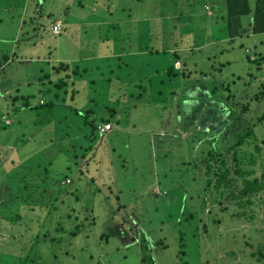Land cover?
I'll return each instance as SVG.
<instances>
[{"label": "rangeland", "instance_id": "1", "mask_svg": "<svg viewBox=\"0 0 264 264\" xmlns=\"http://www.w3.org/2000/svg\"><path fill=\"white\" fill-rule=\"evenodd\" d=\"M205 1L210 16L212 0ZM191 5L186 0H0V255H25L39 234V248L52 260L48 246L58 235L54 214L48 204L27 208L7 184L13 174L16 183L27 168L43 169L51 159L46 175L33 172L26 195L34 200L35 188L50 202L62 191V220L82 224L79 235L61 244L71 254L57 262L140 264L144 242L156 264L255 261L238 243L219 238L221 227L233 222L210 230L223 205L216 208L204 193L198 170L188 183L191 170L185 182L180 174L248 126L264 146V62L249 61L250 54L264 56V34L244 27L242 35L230 38L213 21L205 31L196 30L200 15H195L203 7ZM55 20L62 22L58 34L50 30ZM110 44L113 54L103 56ZM192 61L204 74L184 78V64L192 73L199 70ZM220 62L223 71L217 69ZM172 63L177 74L169 70ZM59 79L68 85L56 87ZM221 79L231 87L235 109L211 96ZM17 94L27 96L30 106L53 100V121L14 102ZM247 102V108L239 105ZM109 107L116 108L115 116ZM107 118L113 129L95 133L88 143L86 168L85 159L72 156L74 150L83 152L91 122ZM70 204L77 218L69 217ZM191 210L195 216L186 220ZM238 235L243 242L244 230Z\"/></svg>", "mask_w": 264, "mask_h": 264}, {"label": "trees", "instance_id": "2", "mask_svg": "<svg viewBox=\"0 0 264 264\" xmlns=\"http://www.w3.org/2000/svg\"><path fill=\"white\" fill-rule=\"evenodd\" d=\"M186 1L190 7L192 6L191 4H195L199 9L200 7H203V11H200L201 13H196L195 15H200V22H198V26L195 28L196 30L198 29L200 31H205L209 21L211 23L213 21L220 22V33L230 38H235L242 35L244 27H248L254 34H264V0H219L220 2L218 3L217 0H212L209 1L211 4L210 7H212L213 9V12L210 16L207 14V11L204 10L205 0H195V2L193 3L188 2V0ZM24 11L25 13H23V16L27 15L28 9ZM246 19H248L247 22ZM152 28L153 27H149L146 30L144 29V34L146 32H150ZM109 47V53H103V56L109 55L110 53L113 54L111 44L109 45ZM128 47L130 46L128 45ZM247 51L248 53H251L250 49H247ZM175 53L176 52H174L175 59L179 58L180 55L176 56ZM255 54H257V52ZM255 54H250L249 61H254L257 62L258 65H261L264 62V56L260 54V56L257 57V55ZM212 56L215 59L216 54H213ZM252 56L255 57L252 58ZM195 64L196 63L193 62L194 68L199 70H196V72L194 71V73L189 71L184 64L181 70V74L184 78L188 77L189 75H197V73L203 76V70L197 68V65ZM63 65H65L66 68H69L68 63ZM220 65H222V67H219L217 65V69L219 71H223L224 63L220 62ZM169 68L170 71L173 70V73L177 74V72L174 70V63H172ZM170 74L171 73H169V75ZM66 76L68 77V74H66ZM224 82L225 81H223L222 79L220 80L219 84L215 82L213 86L215 85L216 87H218V89L213 88V92L210 91V93L212 94V97H216L215 99H217V103H224L227 107L233 109L232 106L236 105L233 102V104L230 102L233 92L230 85H226ZM55 85L56 87L60 88L61 86L68 84L66 80L64 82V80L59 79ZM70 91L72 92L73 89H71ZM55 95L57 96L59 95V93L55 92ZM206 97H208V94ZM70 98L72 99L73 96L71 95ZM14 100V102L22 101L23 105L30 106V101L27 96H20L19 94H17V96L14 97ZM249 104L250 103L247 102L243 105H239L247 108L249 107ZM54 106L55 102L53 100H50L49 102L45 101L44 104L30 106V109L34 108V110H37L38 114L41 115V117L46 116L47 119L53 121L52 119L55 116ZM235 108L236 106L234 107V109ZM109 109H111V117L117 114L115 107H109ZM88 111L92 112L94 111V109H89ZM88 114H86L87 117ZM44 119V123H46V118ZM110 119L111 118L103 119L104 121H101L98 124L106 123ZM109 123L111 122L109 121ZM98 124H96V122H91V125L93 126L92 132L90 134L87 133L84 135L83 144H81L83 147V152H81L80 148H75L76 150H74V153L72 155L75 158L78 157L85 159L86 168L88 165L87 156L89 155V152L87 151L86 154L84 152L88 149V147H91L90 145H88V143L93 142L94 139L92 138L96 135L95 133L99 135H105L110 132L108 131L105 133H101L98 130ZM111 127L112 131V124ZM67 154L70 155V152L67 151ZM51 161L52 160L49 159L47 164L44 165L46 167H44L43 169V165L41 166L40 164L35 165L37 169L33 168L34 170L27 168V173H24L20 178L21 180L16 181V183L11 181V177L15 175L13 174L11 177H8L9 179H7V184L11 189L10 195L15 194L16 197L21 200V202H23L25 205H28L27 208L34 209V207H36L35 204H40L41 207L43 204H48V212L50 214H54V219L56 220V227L54 230L55 232L57 230L58 235L56 237H51L50 244L48 246L52 255V260H45V255L39 248L38 243H40L41 235L38 234L28 253L23 256H15L11 254L8 256L0 255V264H67L65 263L66 261H60L61 263L57 262V259H59L60 256H64L65 253L68 255L71 254L68 252V250H64L65 248H63L61 244L70 243V240L66 241L67 236L79 235L82 225L81 222H77L76 225L70 226L69 223H65L62 220L60 215V206H65L66 201L65 199L61 198L60 195L62 191L60 190L57 191L58 193L50 202L46 201L45 198L43 199L44 196L42 195V193L35 188L32 189L35 190L34 194L36 193V197L34 198V200L26 195L29 188L28 181L30 180L33 172L38 174L37 170L41 169L40 175H44L45 173H47L50 165L52 164ZM188 165L190 166H186V171L184 170L183 174H180L182 180L184 181L185 175L186 177H188V169L191 170V176L187 179V183L189 181L196 180L193 171L198 170L201 176V182L204 187V193L207 195V197L209 195V199L211 200V202H213V205H215L216 208L223 205L221 208L219 207V210L217 208V210L215 211V217L211 219L212 223L210 225L213 226V228H210V230L214 229L215 227H221L224 222L226 224L233 222V224H230L229 227H225L224 230V226L221 227L222 230L220 231V234L222 237L220 236L219 238H222L223 241H229L234 245L238 243V247L241 246V252L250 256V258L252 257L255 259L253 263L264 261V146L263 142L256 138L253 127L248 126L242 132L236 134V136H234L231 140L222 143L221 146L210 147L207 153L203 155L201 162L193 161V163L190 162ZM45 189L47 188L45 187ZM205 199L206 197L204 198V200ZM68 208L72 212L68 213L69 217L75 215V218H77L78 215L76 214L74 206L70 204ZM204 209L205 207L203 206L202 211H204ZM189 212V216L186 217V220H188L189 218H193L196 213L193 210ZM210 214L211 213H208V215ZM4 217H7V215H4ZM204 217L205 215L201 216L200 221H203ZM182 220L183 219L177 222L178 227H180V223ZM206 230L207 232H209V228L207 226ZM243 230L244 240L242 242V240L239 238L238 233L240 232L241 235ZM179 236V238L182 240V245H184V232L182 230L180 231ZM140 252V264H156L155 258L151 254L145 242L141 244ZM182 253L185 254L184 250ZM205 263L206 262H202L200 264ZM253 263L250 262L249 264ZM179 264H189V262L187 260H181Z\"/></svg>", "mask_w": 264, "mask_h": 264}, {"label": "built area", "instance_id": "3", "mask_svg": "<svg viewBox=\"0 0 264 264\" xmlns=\"http://www.w3.org/2000/svg\"><path fill=\"white\" fill-rule=\"evenodd\" d=\"M50 30L54 34H58L62 30V22L60 20H55L51 25H50ZM180 65V63H177V66ZM176 66V65H175ZM111 123L106 122L98 125V130L101 133H105L108 131H111Z\"/></svg>", "mask_w": 264, "mask_h": 264}, {"label": "crops", "instance_id": "4", "mask_svg": "<svg viewBox=\"0 0 264 264\" xmlns=\"http://www.w3.org/2000/svg\"><path fill=\"white\" fill-rule=\"evenodd\" d=\"M72 85H74V83H72ZM72 89H75V88H72ZM77 92H79V90L77 89ZM73 99V98H72ZM112 124V123H111Z\"/></svg>", "mask_w": 264, "mask_h": 264}]
</instances>
